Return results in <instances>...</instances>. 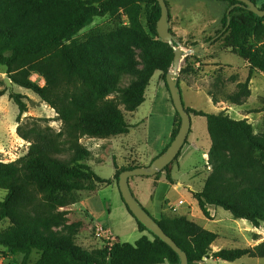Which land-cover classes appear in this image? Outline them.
<instances>
[{
    "label": "trees",
    "instance_id": "1",
    "mask_svg": "<svg viewBox=\"0 0 264 264\" xmlns=\"http://www.w3.org/2000/svg\"><path fill=\"white\" fill-rule=\"evenodd\" d=\"M252 1L264 10V1ZM228 2L222 30L205 44L221 41L224 50L236 53L248 64L247 79L238 82L226 100L230 105L241 106L251 97L253 74H264V17L255 15L239 1ZM120 13L127 16L128 25L108 36L67 48V42L96 19H109ZM160 17L158 0H0V65L6 67L13 84L39 96L56 111L63 124L60 132L38 123H27L24 129L22 117L28 113L27 97L9 94L19 110L17 134L31 144L24 157L0 162V190L7 192L0 202V223L10 222L0 232V248L5 249L6 255L22 254V264H28L33 252L40 255L33 264H181L180 256L140 223L126 205L138 230L151 237L144 235L134 244L115 241L105 250L88 254L71 231L62 237L43 234L68 222V213L61 210L64 203L58 197L88 190L90 185H118L122 172L143 166L133 162L119 168L115 163L114 178L102 179L89 166L92 153L82 139L128 135L133 126L126 113L138 111L145 103L156 73L161 74L169 92L166 76L173 67L175 54L157 33ZM172 35L175 43L182 45ZM136 51L140 53V63L135 60ZM33 75L43 78L45 85L33 81ZM231 81L236 83V77ZM177 85L180 86L179 80ZM215 86L217 89L218 85ZM6 93L0 90V100ZM209 95L215 105L219 103L215 93ZM170 99L172 102L171 95ZM186 111L207 120L212 141L209 156L218 171L215 178L228 175L241 188L239 195L227 196L214 189L216 181L209 178L204 191L193 193L203 215L209 218V208L216 207L255 227L264 224V134H255L247 119L235 120L225 112L209 114L188 107ZM180 125L181 117L175 110L171 142ZM171 165L155 179L159 180L165 172L172 182ZM153 219L187 254L189 264H199L204 259L231 263L244 257L264 259V241L244 249L213 252L212 245L219 235L188 216L163 213L160 220Z\"/></svg>",
    "mask_w": 264,
    "mask_h": 264
},
{
    "label": "rangeland",
    "instance_id": "2",
    "mask_svg": "<svg viewBox=\"0 0 264 264\" xmlns=\"http://www.w3.org/2000/svg\"><path fill=\"white\" fill-rule=\"evenodd\" d=\"M101 20L102 19H96L72 41L67 42V48L71 49L81 46L95 37L108 36L120 30L122 27V24L111 27L109 23L105 24L103 23L104 21ZM182 47L185 51L191 50V48L184 46V42L182 43ZM136 54L135 60L140 63L139 51H136ZM229 60L235 67H242V71L232 73L226 71L224 66H219L215 63H204L198 69L200 70V72H198L199 75L197 74L199 77L196 79L198 82H192L195 84L197 83V88L200 87L204 89L208 94L215 93L216 97L225 104L221 103L222 105L215 106L211 101H207L209 99L207 95L199 93L191 94L190 98L192 97L196 109L200 111L209 114H220L225 112L233 119L235 117L242 118L240 120L247 119L248 122L253 125L255 134L262 135L264 134V74L260 72L253 74L250 82L251 97L237 109H233V107L231 109V105L226 101L227 97L236 90V84L238 82H241V80L245 82L249 74V66L236 55H232ZM191 63H194V61L192 60ZM171 70L172 68H170L169 71ZM160 75V73L154 75L147 92V101H145V104L134 113H126L127 120L133 126L128 136H120L111 139L116 140L115 144L112 142L109 144L102 143L100 140L89 139L87 137L82 139V144L89 148L92 153L91 159L93 162H90L91 166L102 179L108 180L115 175L114 158L117 159L120 166L123 165L124 159H130L129 163L139 162L137 157L134 158L133 155H131L132 148L142 152L145 149L144 141L150 138L154 133V130L146 125L145 118L148 117L149 111L153 109V107L157 111H162L164 108L162 102L163 91L158 84ZM233 77H236V83L231 81ZM7 78L9 77L6 72V67L0 65V90L7 91L6 96L0 100V162L3 163L14 162L27 155L31 144L23 140L17 134L18 138L12 131L14 125L17 124L18 128L20 124L17 123V117L19 115L18 107L9 98L11 92L22 94L27 97L25 102L28 105V115H26V117L23 115L22 117L24 129H27V123L30 125L38 123L42 127H50L55 132H60L63 127L54 109L43 102L41 98L31 90L24 89L17 85L15 86V84L11 89L6 83ZM32 80L38 82L41 86L45 85V80L37 75H33ZM186 84L190 85L191 80L189 83L186 82ZM215 84L218 85L217 89L215 88ZM169 100L171 101V99ZM191 120L195 129L194 135L205 142L208 132L206 119L192 116ZM189 165L190 164L186 165L185 168H188ZM199 170L204 173L209 172L206 169L204 160L200 161ZM184 172L185 169L182 168L181 173L175 175L181 176ZM210 172L209 178H214L216 181L215 185H217L216 187L214 186V189H219L224 195L228 194L227 196L231 195L235 197L236 194L239 195L238 192L241 191V188L238 182L231 180L228 175H224L222 179L218 180V171L213 169ZM215 176L217 178H215ZM163 177L165 178V175H163ZM138 178L144 180L148 177H132L133 180ZM153 189L152 199L157 209H161L165 203L176 207L180 200L184 202V205L178 208L179 211H183L190 206L193 207L194 215L190 219L206 230L215 232L219 235V239L212 245L213 252L222 249H244L264 241V224L255 227L249 221L236 220L229 212L216 207H211L210 217L206 218L187 189L180 188L179 190H175L171 182L166 179H162L159 184H154ZM6 195V191L0 190V202L4 200ZM120 195L118 185L114 184L95 186L94 190H91L90 185V188L86 191H76L67 196L58 197L57 200L64 203V207L61 208V210L68 213V222L63 226H57L50 230L43 231V234L47 237H62L71 231L77 236V244L88 254H93L105 250L110 243L106 238L97 235V226L101 225L105 227V229H109L112 235L119 238L121 242L134 244L141 234L138 231L136 220L127 211ZM108 206H110V212L104 209V207L106 208ZM166 214L172 217L179 215L177 213L168 212ZM9 226L10 222L8 220L1 222L0 232L4 231ZM145 233L149 235L148 232ZM5 252V249L0 248V264H22V254L6 255ZM39 257L40 255L37 252H33L28 260V264L35 263ZM207 262L208 261L204 259V261L199 264H208ZM213 263L264 264V259L244 257L233 263L222 260H214Z\"/></svg>",
    "mask_w": 264,
    "mask_h": 264
},
{
    "label": "crops",
    "instance_id": "3",
    "mask_svg": "<svg viewBox=\"0 0 264 264\" xmlns=\"http://www.w3.org/2000/svg\"><path fill=\"white\" fill-rule=\"evenodd\" d=\"M164 1L166 2L169 11L170 31H172V33L178 39L182 40L184 42V46L187 48L194 49V47H191L192 44H200L201 46V51L198 54L187 55L186 57H184V59L181 62L178 80L181 81L180 89L182 92L184 105L186 108L188 107L198 110L195 107V103H193L192 97L190 98L191 94L193 93L207 95V97L209 98L207 101L208 102L211 101V103L214 104L210 95L204 89H201L200 87L197 88V83L195 84L192 82H198L196 81L197 77H199L198 72H200V70L198 69L204 63H215L218 64L219 66H224V68H226V71H230L232 73H237L242 71V67L241 68L235 67L233 63L229 60L230 57H232V55H236V56L238 55L236 53L231 52L230 50H224L222 48L221 41L209 45L204 44L209 39L215 38L218 35V33L222 30L223 23L227 16V12L229 8V2L223 0H164ZM260 1H264V0H259V2ZM101 21H104L103 23L105 24L109 23L111 27L117 26L119 24H122L123 27L128 25L129 23L127 16H125L123 13H120L113 18L102 19ZM192 60L194 61V63H191ZM190 80H191V84L190 85L186 84V82L189 83ZM158 84L163 91L162 102L164 108L162 111H157L153 107V109L149 111L148 117L145 118L146 125L150 129H153L154 133L150 138H147L144 141L145 149L142 152L135 148H132L131 155H133L134 158L137 157L139 161L138 163L142 164L143 166L150 165L152 160L156 156L164 152L167 146L171 143L172 134L175 129V109L171 101L169 100L170 96L165 86V83L161 78V75L159 77ZM147 92H146V101H147ZM5 96H3L2 99ZM221 103L225 104L224 102L219 101L218 104L216 105L214 104V105L215 106L222 105ZM230 107L231 109L232 107L233 109H237L240 106L231 105ZM26 115H28V113H25L24 117H26ZM192 116L194 115H191V117ZM234 119L240 120L242 118L235 117ZM12 131L15 135H17L16 132L17 124L12 127ZM207 131H208V124H207ZM194 134H195V129L192 122L191 132L189 134L187 143L184 145L178 159L171 165V178H172L171 185L175 188V190H179L180 188L187 189L192 196L193 193H199L204 191L209 176L211 174L210 171H212L215 166V164L211 161L209 156L210 150L212 148V141L209 132H207V138L205 139V142L202 141L198 136H195ZM128 135H123V136H128ZM111 139H95V140H100L102 143L109 144L112 142L113 144H115L116 140H111ZM129 160L124 159L123 165L120 166L119 163L117 162V159L114 158V165L116 163L119 168H122L129 164ZM201 160H204L206 169L207 171H209L208 173L206 172L204 173L199 170V163ZM90 162H93L92 159L88 162L89 166H91ZM188 164H190L189 167L185 168V166ZM209 167L211 168L210 170ZM91 168L93 169L92 166ZM182 168L185 169L184 174L181 176L180 175L176 176L175 174L181 173ZM163 175H165V178L163 177ZM114 176L108 180H112ZM162 179H166L168 181L165 172L162 174L159 180H156L155 177L145 178L144 180L142 178H138L135 180L131 178L129 181V185L134 196H136V198L147 210L149 209V212L151 211L150 214L155 219L160 220L162 214L167 212L177 213L179 215H185L188 216L189 219L192 218L194 215L192 206L185 208L183 211H179L178 208L184 205V202L182 200L179 201L176 207H173L165 203V205L162 206L161 209L156 208L152 199V191L154 190L153 189L154 184L156 183L159 184ZM114 184L117 183L114 182L111 185ZM94 188L95 186L92 185L91 190H94ZM194 201L198 205V202L195 199ZM173 208H176V211H173ZM104 209H106L108 212L111 211L110 206L106 208L104 207ZM211 209L212 208L210 207L209 211H211ZM97 227H102L104 228V230L110 232L109 229H105V227L101 225H98ZM140 234L141 235L139 239L142 236L147 235L145 232L144 233L140 232ZM113 238L115 241H120V239L116 238L115 236H113ZM206 260L208 261L207 262L208 264H214L213 263L214 260H208V259ZM164 264H168V263H164Z\"/></svg>",
    "mask_w": 264,
    "mask_h": 264
},
{
    "label": "water",
    "instance_id": "4",
    "mask_svg": "<svg viewBox=\"0 0 264 264\" xmlns=\"http://www.w3.org/2000/svg\"><path fill=\"white\" fill-rule=\"evenodd\" d=\"M236 1L244 4V6H246L255 15L264 17V10L259 8L257 4L252 0ZM158 3L161 6V17L157 24V33L164 42H166L173 48L175 54L173 67L166 76V82L169 88L174 108L181 117V125L178 134L171 142L170 146L167 148L164 154L157 157L148 166H140L122 172L118 181V187L121 197L132 215L140 223L146 226V228L155 236L166 242L180 256L181 264H189L187 254L181 251L176 243L164 232V230L156 222V220H154L153 217L137 203L129 185V181L132 177H154L158 173L162 172L167 166L174 163L178 159L186 141L188 140L192 127L191 115L186 111V107L183 104L182 92L180 86L177 85V81L179 77L181 62L184 57L190 54H198L201 51V46L185 51L182 45L178 43L176 44L170 31L169 11L166 2L164 0H158ZM6 83L11 89L14 87L13 82L9 78L6 79Z\"/></svg>",
    "mask_w": 264,
    "mask_h": 264
},
{
    "label": "built area",
    "instance_id": "5",
    "mask_svg": "<svg viewBox=\"0 0 264 264\" xmlns=\"http://www.w3.org/2000/svg\"><path fill=\"white\" fill-rule=\"evenodd\" d=\"M209 169H211V168L209 167ZM180 203H183V202H180ZM173 211H176V208H173ZM97 235H101L102 237L109 240L110 241L109 246H111L115 242V240L112 236V233L104 230V228H102V227H97Z\"/></svg>",
    "mask_w": 264,
    "mask_h": 264
}]
</instances>
